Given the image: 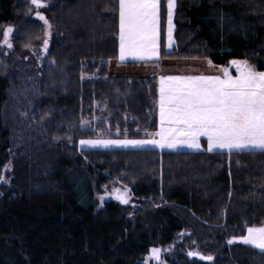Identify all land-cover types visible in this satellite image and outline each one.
Listing matches in <instances>:
<instances>
[{"label": "trees", "instance_id": "16d2710c", "mask_svg": "<svg viewBox=\"0 0 264 264\" xmlns=\"http://www.w3.org/2000/svg\"><path fill=\"white\" fill-rule=\"evenodd\" d=\"M160 1L162 57L264 70V0H176L171 49ZM43 2L0 0V28H18L9 53L0 45V176L12 163L11 186H0V264H145L156 244L173 245L172 264H264V250L229 243L264 226V150L81 148L89 136L153 134L159 83L111 73L118 0ZM19 89L22 109L11 99ZM111 182L128 186L134 204L99 207Z\"/></svg>", "mask_w": 264, "mask_h": 264}, {"label": "snow or ice", "instance_id": "6c2138e0", "mask_svg": "<svg viewBox=\"0 0 264 264\" xmlns=\"http://www.w3.org/2000/svg\"><path fill=\"white\" fill-rule=\"evenodd\" d=\"M37 8L46 6L43 0H31ZM159 6L160 0H118L119 8V59L126 56L137 59L159 57ZM175 0H168V40L172 42L173 9ZM36 16L45 25L47 18L41 12ZM7 27L0 41L7 47L13 45ZM48 40H44L47 50ZM239 75L232 76L227 68L223 76H161L159 88V130L149 140H81L87 146L138 147L157 145L176 148L186 145L200 148V138L206 137L208 151L214 149L264 150V71H258L247 61L233 60ZM83 123H87L84 121ZM4 177L0 176V181ZM118 191V190H117ZM103 199V197H101ZM128 203L126 191L117 195ZM240 240L264 250V227H248L247 235L233 237L229 243ZM160 249L151 250L152 258L159 261ZM190 256L198 253L190 252ZM212 260L211 256L202 257ZM162 264V262H160Z\"/></svg>", "mask_w": 264, "mask_h": 264}, {"label": "rangeland", "instance_id": "374dc122", "mask_svg": "<svg viewBox=\"0 0 264 264\" xmlns=\"http://www.w3.org/2000/svg\"><path fill=\"white\" fill-rule=\"evenodd\" d=\"M160 5H161V1H160ZM175 6H176V0H175ZM38 12H41V11H38ZM174 12H175V7L173 9V16H174ZM36 13L37 12H35L33 15H34V17L37 18ZM41 13H43V12H41ZM43 15L45 16L44 13H43ZM38 20H40V19H38ZM40 21H42V20H40ZM173 21L174 20L172 19L173 30H172L171 47L173 46V43H174V34H173L174 33V22ZM48 22H49V25H52L51 21L48 20ZM42 23L44 24L43 21H42ZM9 26H11L13 29L12 33L10 34V40H11V43H13L12 38H13L14 32L18 29L16 23L5 24L4 26H2L0 28V41H3V39H4L3 33L6 30V28ZM44 26L47 28V34L49 35L50 28L48 27V25L44 24ZM165 34H166V41L168 42V46H169L168 21L166 24ZM160 38H161V25H160ZM0 45L3 48H6L5 53H9L12 49V48L7 47L3 43H0ZM171 47H168V49H171ZM22 58L25 60V56H22ZM233 60L247 61L250 65H252L256 68V66L248 60H245V59H233ZM233 60H230L229 63L226 65H218V64L213 63L208 57H204V56L199 57V58H197V57L194 58V57H162L160 55L158 58L157 57L156 58H145V59H133V58L126 59V58H124V60H120V59H118L116 61L113 60L110 63V70H111V73H113V74H120V75L127 76V77L155 76V77H157V80L159 83V88H160V77L161 76H200V75L217 76V75H219L222 77L223 72L221 71V69H223V68H227L232 76H237V75H239V73L237 72L236 66L232 64ZM4 62L5 61L1 62L0 65H3ZM7 66H8V64H7ZM19 70L22 71L21 68H19ZM256 70H258V69L256 68ZM258 71H261V70H258ZM20 92H23V90L19 89L15 93L12 92L11 93V99L16 104H19L17 108L22 109L23 108L22 101L20 102L19 98H17V93H20ZM158 130H159V128L154 133L158 132ZM153 134H151L147 137H140V138H136V137H111V136L97 135V136L85 137V138H82L81 140H88V139H104V140H122V139L149 140V139H157V140H159L160 139L159 136H155ZM80 141H79V146L81 148H116V147H122V146H110V147L95 146V147H92V146H87V145H81ZM19 143L20 142H15L14 146H16ZM200 145L201 146L199 149L190 148L186 145H178L176 148H167V147L161 148L157 145H150V144L144 145V146H138V147L129 146V147H124V148L156 147V148H159L160 150H191V151H205V150H207L208 151V143H207L206 137L200 138ZM19 146H20V144H19ZM217 150L221 151V150H227V149L217 148V149H214L213 151H217ZM242 150H251V149H242ZM232 151H239V150L234 149ZM227 152H229V151L227 150ZM11 170H12V163L9 162L6 164V166L4 167V169L1 173V176L4 177V180L0 181V186H2V187H3V185H5L6 187L11 186V180H12ZM1 191H4V190H1ZM125 191H126L127 198H128V203H126V204L133 203V196H132V194L130 192V188L128 186H124L120 182H111L110 184H107L106 186L103 187L101 192H98L96 195L99 207H102L104 205V202L109 200V199H115L117 201H121L120 199H117V195H119L120 193H124ZM101 197H103V199H101ZM253 227H264V226H253ZM185 233H187V230L180 232L176 236L174 244L178 243L180 241V239L185 235ZM245 235H247V232ZM153 248L160 249L159 261L152 258V256H151V250ZM185 251L187 252L188 256H190L189 255L190 252L196 253L195 250H192L191 248L185 249ZM171 256H174L172 244H165V245L156 244V245L152 246L150 248L149 253L146 254V256L144 258V263L145 264H160V262H162V264H172L168 258ZM190 257H193L194 259H199L198 255L190 256Z\"/></svg>", "mask_w": 264, "mask_h": 264}, {"label": "crops", "instance_id": "0c3cea01", "mask_svg": "<svg viewBox=\"0 0 264 264\" xmlns=\"http://www.w3.org/2000/svg\"><path fill=\"white\" fill-rule=\"evenodd\" d=\"M160 25H161V12H160V6H159V31H160ZM168 42H167V48H168ZM161 55V38L159 36V56ZM126 59H130V58H133L131 56H126L125 57ZM152 58H156V57H152ZM133 59H137V58H133ZM219 151V150H217ZM221 151H227V150H221Z\"/></svg>", "mask_w": 264, "mask_h": 264}]
</instances>
